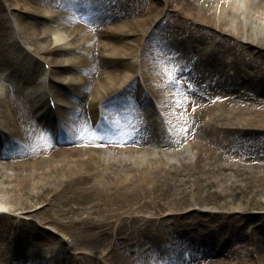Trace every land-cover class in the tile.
<instances>
[{
  "label": "bare ground",
  "instance_id": "obj_1",
  "mask_svg": "<svg viewBox=\"0 0 264 264\" xmlns=\"http://www.w3.org/2000/svg\"><path fill=\"white\" fill-rule=\"evenodd\" d=\"M18 1L26 4L25 0ZM29 1L31 9L22 7L24 9L15 14L17 31L29 45L37 40L33 50L36 49L42 62L48 63L49 74L65 78L76 68L84 72L77 86L82 97L66 121L53 115L51 121L42 122V132L69 122L72 136L64 138L73 142L57 144V140L33 135L40 118L33 120L34 111L27 107L11 82L2 80L3 69L0 70L3 116L13 125L9 132L19 134L18 144L24 146V149L13 151L17 162L7 161L13 152L0 154V197L9 191L28 192L30 197L28 188L37 187L55 194L73 192L80 201L89 202L87 207L92 213L89 224L94 229L80 235L91 237L94 253H83L80 257L83 264H103L99 257L103 251L108 254L110 264H264V213L250 211L264 209V204L254 198L255 194H264V161L252 159L264 158V155L251 146L249 138L242 136L246 132L264 135V0ZM43 1L58 10L64 6L73 14L61 17L63 19L60 16L64 12L55 11V16L48 14L50 11L46 12L41 5ZM158 14L162 15L155 20ZM51 18L56 19V24L39 26L32 22ZM75 18L95 19L97 29L104 32L95 37L87 31L95 26L81 23L72 28L67 26ZM59 22H63L64 27ZM10 29L13 30L11 26ZM12 32L8 42L0 41V63L7 66L4 70H11L12 79H19L36 96L43 85L38 80L39 74L35 73L39 70V61L34 60L35 66H29L27 53L21 57L14 55L21 45L18 33ZM63 34L70 36L69 48L49 49L43 45L45 40L50 44L56 42ZM130 35L136 36L123 44L118 43L120 38ZM91 45L98 51L112 50V55L89 57L84 53ZM170 46H185L188 49L185 56L190 61L178 77L173 75L174 82H170L165 68L172 69L180 53L175 51L167 57L160 56L163 51L170 50ZM78 51L79 54H73L69 61L68 57H58L61 53ZM135 53L138 62L124 63L125 57ZM225 54L229 56L226 59ZM14 57L19 62H14ZM23 59H28L26 64ZM100 65L106 68L95 77L87 76ZM123 66H128L129 77H134L127 84L125 80L120 82L119 71ZM24 68L34 70L33 74ZM41 71L43 75L46 72ZM228 71H232L237 85L253 84L252 90L240 101L234 100L239 87H229L224 82ZM140 76L143 80H152L149 91L161 112L149 104L141 110L144 113L150 110L157 116L158 124L138 120L139 112H124L120 107L123 94L126 98L131 96L133 91L129 87L133 88ZM164 85L171 86L170 91L174 92L163 89ZM140 90L143 94V89ZM140 90L133 92L136 100ZM63 97H67L66 93ZM56 105L61 109L60 98ZM42 108L46 107L40 103L38 110ZM92 111L96 115L99 111H107L116 120L112 124L114 130L107 127L101 133L104 139L89 137L94 132L89 133V127L96 121ZM224 119L232 123L225 124ZM98 122L103 123L101 119ZM75 132L81 139L76 140ZM162 132H172L174 136L167 138ZM231 134L239 135L232 138ZM32 137L33 146L29 143ZM0 140V147L8 146L5 139ZM147 144H152L155 151ZM103 145L114 148V154L104 155ZM168 146L173 148L169 154L160 149ZM186 175L192 176L193 182ZM180 176L185 178L184 182ZM56 181L61 185L59 190L53 189L52 183ZM200 181L205 182L204 193H201ZM248 190L251 194L246 199ZM210 196L216 201L211 202ZM95 197L102 199L100 211L94 210V206L99 205L92 200ZM189 202H193L197 210L177 211ZM236 202L239 205H235ZM0 203L7 201L0 199ZM20 203L21 199L16 200V210L28 211L32 207L27 203L30 208L26 209L18 206ZM208 205L221 209L205 208ZM165 208L173 210L165 215L167 218L149 216L144 220L143 229L135 234L111 232L115 219L135 222L140 220L137 214L140 210L158 215ZM69 210L78 213L75 208ZM202 210L204 215L198 212ZM86 212L87 216L89 211L86 209ZM36 213L40 214L37 219L15 216V223H7V230H0V252L1 246L8 244L2 240L4 234L19 238L14 251L19 261L11 264H60V258L52 251H62L65 243L43 226L50 223L55 225L57 232L74 234L75 231L62 229L61 217H46L45 207ZM5 217L0 209V223ZM169 218L171 220L167 221ZM209 223L218 231L222 230L221 235H215ZM41 224L42 228L36 229ZM150 224L155 229L153 239L147 229ZM105 230L109 238L100 249L96 236ZM224 232L227 237L222 236ZM144 237L153 241L140 246ZM217 237L222 241L216 245ZM185 256L191 260L184 261Z\"/></svg>",
  "mask_w": 264,
  "mask_h": 264
},
{
  "label": "rangeland",
  "instance_id": "obj_2",
  "mask_svg": "<svg viewBox=\"0 0 264 264\" xmlns=\"http://www.w3.org/2000/svg\"><path fill=\"white\" fill-rule=\"evenodd\" d=\"M25 1H26V4H24V2H20L18 0H0V41L3 44L8 42L10 40L9 38H10L11 34L13 35V32H12L13 30L15 31V33H18L17 35H18L19 42L25 48H22V46H21L22 49L15 50L14 55L21 56L27 52V54L29 55L27 58L30 60L29 66H33L34 65V59L35 60L37 59V61L40 60L38 57L39 53L36 51V49L33 50V48L35 47L34 44L37 43V40L33 41L34 44L31 43L29 45L26 42V40L19 34V32L17 31V28L14 26L15 25L14 18L16 17L15 14H17V10L24 9L22 7H25L27 9H31L32 2H30L29 0H25ZM46 1L49 2V0H46ZM150 1L155 2L154 0H150ZM161 3H162V1H161ZM41 5L45 9L46 12L50 11L48 14H50L52 12L55 13V11L53 9L52 10L50 9L51 5H49L48 3H45L43 1ZM63 10L66 11L67 8L63 7ZM159 16L160 15L156 16L155 19H157ZM32 22H35L37 25L40 26V24L42 25V23H44L45 20L42 21V19H40V20L34 19ZM76 22H77V25L79 23H81V24H87L89 26L93 25V27L96 24V21H94V19H90L87 22H85L84 18H80V19H76ZM76 22H75V25H76ZM69 24H71V23H69ZM73 25L74 24L67 25V26H70L72 28ZM10 26H11V28H13V30L10 29ZM97 28L98 27L95 26V28H93V30L91 29V30H89V31L87 30V31L89 33H92L93 36H94V34H95V36H98V34L101 35L104 31H100ZM65 33H66V31H65ZM216 36H217V34H216ZM133 37L134 36H132V35L122 37L119 39L118 43L123 44L127 40L129 41V39H132ZM68 39L69 38L66 37L65 34H63L62 38L58 39L56 42H53L52 44H50L49 41L47 42L45 40L43 42V45L49 46V47H54L57 45V46H61L63 48H68L69 47ZM69 41H70V39H69ZM90 49L91 50H89L88 52H86L84 54L89 56V57H92L94 59H97L100 56L108 58V55H112L111 54L112 50L103 49L101 51H98L97 47L94 45H91ZM175 51L179 52L180 55L176 58V61L174 62L175 64H174L173 72L175 71V69L177 72L182 70L183 67H185V65L188 68L190 61L185 56V52L188 51V49L185 46H180V47L170 46V50L168 49L166 51H163L160 54V56L164 58L170 54H175L174 53ZM73 54H76V53L75 52L70 53V54L69 53H63V54H59L58 57H68V60L67 59H65V60L69 61V57H71ZM226 56H227V54L224 55V58ZM125 58L126 59H123V60H124V63H126V64H127V62H130V61L136 62L138 60V59L136 60L137 55H134V54L130 55L129 57H125ZM12 59H13V57H12ZM28 59H23L24 64H26ZM37 65L39 67V70H37L35 73L39 74L38 80H40V81L42 80L43 85H40L38 91H36V94H37L36 96L35 95L33 96V94H31L29 92V90L26 89V87L23 85V83L19 79H12L10 77V75H8L9 74L8 70H5L8 73L7 76H9L13 80V82H14L13 84H15L13 87L15 88V90L17 91L19 96L21 98L28 99L27 102L30 105V104H33V100H36L39 98H41L42 100L45 99V94L43 91H48L49 94H50V92L53 93V91H55L59 97H61L60 96L61 94H65L66 92H70L72 94V95H70L71 96L70 99L75 103V105L72 107L75 108L78 105L77 102L79 100V97L82 95V93H81L82 91H79V88H77V86H78V82L80 80V77H81L82 73H84V72L82 70L75 69V70L69 72V74L65 78L62 77L61 79L56 78L57 75H55V76L50 75V77L52 79H57L59 81H62V83H60L58 81L54 82L53 80H50V79L45 78L43 76V73L41 70L44 67H43V64L41 63V60L37 63ZM5 66L6 65H3L2 63H0V70L1 69L4 70V68L7 67V66L6 67ZM105 68H104V65H102V66L100 65L99 67L96 66L95 68H93L92 71H89L88 75L87 74L86 75L95 77L98 74L97 72H100V70H104ZM24 69H26V68H24ZM120 69H121V71H119L120 72L119 75L122 76V78L120 79V82H121L122 80L127 79L131 73H130L128 66H123ZM26 70L28 72H30L31 75L33 74L34 70L32 72H31L30 68H27ZM176 71L174 73H177ZM124 74H125V76H123ZM42 78H44L45 82H43ZM151 81H152L151 79H150V81L149 80L147 81L146 79L143 80L142 78H140L139 80H137L138 83L135 84L133 86V88H131V89L129 87V89L132 90L133 92H136V88L141 87V88H143V90L146 93L150 89ZM233 82L235 83V80ZM65 84H67V86L61 87V86H64ZM252 85L253 84H251V83L243 84L240 86L241 87L240 90L243 92L251 91ZM236 86H238V85H236ZM66 89L69 91H66ZM0 92H3V91L0 90ZM238 94H237V96L234 97V99H236V101H240L242 99L241 96H239ZM140 95H142V94H140ZM88 97H89V95H88ZM148 97L150 98L151 96L148 95ZM89 98H91V97H89ZM126 99L127 98L123 94V100L121 101L122 107H126L127 105H135L136 106L135 100H130V102H123ZM44 104H46V99L44 100ZM116 107L117 106H115V108ZM30 108L33 109L34 106L31 105ZM74 108H72V109H74ZM125 109H127V108H125ZM66 111H67L65 114L66 117H68L72 114V112L70 110L67 109ZM33 114H34V112H33ZM94 114H95V111H92L91 115L93 116ZM3 115H4L3 106L0 104V123L5 126V127H2V125L0 124L1 125L0 126V135L2 134L3 137H5V139H6V138L10 137V135L2 132V130L5 129L7 132H9L10 128L13 125L11 126L9 118L7 119ZM34 115H32V118L35 121L36 119H35ZM58 115L61 116V113H58ZM91 115H90V117H91ZM98 116L104 118L105 120L109 117L108 119L112 120L111 116L108 113H105L103 111H100L96 115V117H97L96 121L101 119V118H98ZM149 118L152 119L153 117H149ZM224 122H225V124L232 123V121H229L227 119H224ZM90 128L91 127H89V130H90ZM78 133H82V132L78 131ZM259 134H261V133L260 132H253V133L246 132L242 136L245 137L246 139L249 138L250 140H248V141L251 143V146H253V148H255L256 150L261 152L262 155H264V135H259ZM33 135L41 137L42 139H45V137H44L45 135L47 137L51 138V134L49 133V130L42 132V127H41V129H40V127H38ZM238 135L239 134H231L230 137L237 138ZM36 136H34V137H36ZM34 137H32V138H34ZM38 137H36V138H38ZM225 137L227 139L229 138V136L226 133H225ZM8 140L10 141L11 138H9ZM59 143H62V142H59ZM168 147H170V146H168ZM239 147L245 148V145H239ZM153 151H155V150H153ZM13 155H14V152H13ZM12 159H13V162H17V160H18L16 158H12ZM12 159H11V161H12ZM252 159H256V160L261 159L262 161H264V158L261 156L252 157ZM202 177H203V175H202ZM180 178L182 179V182H184L185 178L183 176H180ZM186 178H189L191 180L190 182H193V180H194V178L192 176L186 175ZM211 178L214 179V177H211ZM49 179L51 180L50 177H49ZM51 183L52 182H50V184ZM184 185L186 186V183ZM52 186H53V189L55 188L56 190H59L61 187L60 183L59 182L57 183V181L55 183H52ZM199 186L201 189V193H204L205 188H206L205 182L200 181ZM216 188H218V187L216 186ZM28 190L31 192L30 197H28L29 196L28 192H26L24 194H22V193L19 194L17 192L9 191L5 194H1L0 199L2 200V202L7 201V203L6 204L0 203V209L3 212V215H6L4 221L0 223V230H7L6 229L7 223H10V222L15 223V216H18V217L29 216V217H33L36 219L39 218L40 214H37L36 212H39L43 207H45L46 213H47L46 217H54L57 219H59V217H61V218H63V222H60V224L63 226L62 229H65V230L70 229V230L75 231L74 234L73 233L68 234V233H66V231H63L64 233L63 232L56 233L57 231H53V233H52V231H51L52 234L57 235V237L63 239L65 241V245H66L65 249L63 248L62 251L54 250L53 253L60 258L61 264H65V260L68 262V264H81V263L83 264L82 260L80 259V256L83 254V252L89 253L91 251L92 253H90V254L94 253L93 252L94 246H93V243L91 241V237L86 238L85 236L80 235L81 233L87 232L88 230H91L92 228L94 229V227L91 224H89V221L92 219V213L90 211L91 208L87 207L89 202L80 201L73 192H70L67 194H63L62 192H59V193L55 194V193H51V192H49V193L44 192V191H42L41 188H37V187H29ZM102 190L105 191L104 188ZM62 194H63V196H62ZM250 194H251V191L248 190L245 198L247 199ZM254 198L258 199L260 202H262L264 204V194H255ZM19 199H21V203L18 206L22 205V207L29 209L30 207H28L26 205L27 203H29L30 205H32V207L28 211L16 210V207H14V205L16 204V200H19ZM92 200L99 203V205L94 206V210L100 211L102 199L95 197ZM209 200L211 202L216 201L215 198H213V196H210ZM235 205H239V204L236 202ZM73 208H75L78 211V213H72V211L69 210V209H73ZM85 208L89 211V214L87 216H86L87 212H86ZM205 208H210V209L215 210V211H218L219 209H221L218 207H212V205H208ZM195 209L197 210V206L193 202H189L187 205L183 206L181 209H179L177 211L183 213V212H188L190 210H195ZM170 211H173V210H171L169 208H165L164 211H162L160 214L157 215V214H154L150 210H144V211L140 210L137 213L140 216V220H139L140 222L139 221L132 222L130 220H126V221L122 222L119 219H115L114 225L111 228V232L114 231V232H119L121 234L125 233V234H128L130 236L132 234H135L138 230L143 229L145 218H147L149 216H153V217L164 216L165 218H167L168 216H165V215L169 214ZM250 211H253V213H260V214L264 213V209L250 210ZM198 212L200 215L205 214L204 210L198 211ZM85 217H87V219H84ZM166 220L169 221L171 219L169 218ZM155 224H158V221H155ZM22 227H26V226L22 225ZM208 227H214V226L212 223H209ZM36 229H40V228L37 227ZM36 229L34 231L35 233H36ZM147 229L151 232L150 236H151V239H153L154 233H155V231H154L155 229H153V224H150L149 227H147ZM49 230H52V229H49ZM48 232H50V231H48ZM96 238L99 242L100 249H101L102 245L106 244L107 239L109 238V235L106 234V230H105L103 234L97 235ZM151 239H149L148 237H144V240L142 241L140 246L148 245L149 243H151L153 241ZM2 240L4 242H8V244L6 246H1L0 264H11L14 261H18L16 255L14 253V251H16V247H15L16 243L12 240V236L10 234L3 235ZM231 244H233V243H231ZM130 246H131V244L129 243L128 247H130ZM3 249H7V251H4ZM99 257H100L101 262L103 264H110V259H109L108 254L106 252L103 251L102 255H99ZM72 258L76 259L75 262H74V259H72ZM71 259H72V261H71Z\"/></svg>",
  "mask_w": 264,
  "mask_h": 264
},
{
  "label": "snow or ice",
  "instance_id": "obj_3",
  "mask_svg": "<svg viewBox=\"0 0 264 264\" xmlns=\"http://www.w3.org/2000/svg\"><path fill=\"white\" fill-rule=\"evenodd\" d=\"M165 72L169 75L170 82H174V79H173V70L172 69L165 68ZM91 139H93V140H96V139H104V137L97 135L95 132H92L91 133Z\"/></svg>",
  "mask_w": 264,
  "mask_h": 264
}]
</instances>
